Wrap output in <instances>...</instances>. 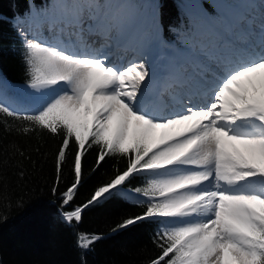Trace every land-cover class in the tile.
<instances>
[{
	"label": "snow or ice",
	"instance_id": "obj_1",
	"mask_svg": "<svg viewBox=\"0 0 264 264\" xmlns=\"http://www.w3.org/2000/svg\"><path fill=\"white\" fill-rule=\"evenodd\" d=\"M57 4L64 18L49 19ZM89 5L54 3L51 12L37 14L44 23L35 32L27 21L18 23L26 83L38 106L0 103V113L28 122L24 133H62L57 182L74 141V181L61 193L62 206L72 204L83 181L86 145L99 146L97 166L108 155L127 157L124 170L62 218L79 223L84 209L143 176L144 187L127 191L144 211L113 231L157 222L160 254L151 264H264V36L251 51L169 74L164 91L175 103L165 104L160 93L146 95L152 80L146 49L159 32L155 6L151 30L135 32V14L123 0ZM189 32L181 39H190ZM129 35L136 55L112 62L116 41L128 49ZM101 238L81 232L77 245L87 250Z\"/></svg>",
	"mask_w": 264,
	"mask_h": 264
},
{
	"label": "trees",
	"instance_id": "obj_2",
	"mask_svg": "<svg viewBox=\"0 0 264 264\" xmlns=\"http://www.w3.org/2000/svg\"><path fill=\"white\" fill-rule=\"evenodd\" d=\"M88 1L80 0V6ZM215 1L239 6L242 0H123L135 14V32L151 30L154 5L159 36L178 47L183 46L178 41L180 36L187 31L192 36L207 26L206 16L214 22L222 20ZM63 2L0 0V87L8 101L26 104L28 99L19 89L27 87V75L18 23L27 21L34 28L36 23H44L38 13L51 12L54 3ZM63 18L57 4L49 19ZM27 126L26 121L0 113V264H151L160 254L157 222L143 220L113 231L125 219L144 211L127 190L144 187L147 178L133 177L120 192L84 209L79 223H68L61 213L90 199L96 187L126 168L127 157L108 155L97 166L99 146L86 145L83 181L72 204L62 206L61 193L74 181L76 145L70 140L57 182L56 158L62 133L38 128L24 133L22 129ZM81 232L102 238L84 250L77 245Z\"/></svg>",
	"mask_w": 264,
	"mask_h": 264
},
{
	"label": "rangeland",
	"instance_id": "obj_3",
	"mask_svg": "<svg viewBox=\"0 0 264 264\" xmlns=\"http://www.w3.org/2000/svg\"><path fill=\"white\" fill-rule=\"evenodd\" d=\"M215 5L219 8V10H221V13H222L224 20H222L220 22H214L212 25H209L208 27L207 26L204 27L199 32L190 36V39H181L183 36H180L178 41L182 42V44L184 46L178 47V46L173 45L169 42H165L159 36V34L153 36L151 43L149 44V46L146 49V55H148V61H149V67L151 69L152 80L155 77L156 73L160 69L159 63L162 61V57H171V58L173 57L174 58L176 55L192 53L194 51L193 46L196 43L200 42L201 37L204 36L205 34L208 35V34L213 33L212 30L214 29V27H219L220 29L222 28L223 31H227V29H231L233 27H236V22H237V23H239L238 24V25H240L239 28L242 31L247 32L248 30H252L254 28L251 27L250 23L253 19H255V16H254V13L249 14L251 8L254 6V7L258 8V10H264V4H262L260 2V0H242L241 3L239 4V6H229L225 3L215 1ZM89 6L90 5H89V1H88V4L83 5L82 7L87 8ZM196 10L198 12H202L201 7H197ZM258 10H254L253 12H255V11L258 12ZM243 19H244V21H243ZM261 19H262V17H260V20ZM31 29L33 32L36 31L35 27L31 28ZM40 31L46 32V29H41ZM138 32H147V30H144L141 28ZM229 34H230L231 38H233L231 33H229ZM44 35H45V37H47V36L51 35V33H44ZM126 39H129L131 41L128 49H125L124 47H119V45L121 43H123L122 40H121V43L119 45H117V41L119 39L116 41L115 45L112 48V52H111L112 62L115 63V62H121L122 60L123 61L131 60L136 55L135 51L137 50V48L139 46L135 43V41L131 40L130 35L128 37H126ZM191 47H192V49H191ZM152 80H150L149 83H151ZM19 89L28 95V99H27L26 104L22 103V102L14 103V102L8 101V98H6L3 95L1 87H0V102L6 104L7 106H10L11 108L16 109V110H23L24 108H26L25 110H31V109L38 106L37 101L35 100L32 91L30 89H28V87L19 88ZM135 199H138V197L135 196Z\"/></svg>",
	"mask_w": 264,
	"mask_h": 264
},
{
	"label": "bare ground",
	"instance_id": "obj_4",
	"mask_svg": "<svg viewBox=\"0 0 264 264\" xmlns=\"http://www.w3.org/2000/svg\"><path fill=\"white\" fill-rule=\"evenodd\" d=\"M254 10H258V8L253 6L249 13H254L255 16V19L250 23L253 28L255 25L262 26L260 24V17L264 18V10H258L259 13L257 11L253 12ZM238 24L239 23L236 22V27L227 29V31H223L222 28H216L213 33L208 35L205 34L201 37L200 42L194 45V51L192 53L176 55L174 58L162 57V61L159 63L160 69L151 83H149L151 87L148 89L146 95L155 96L157 93H160L161 95L166 96L165 104H168L169 102L175 103V99L164 91V82L169 78V74L174 72L179 73L185 69L191 72L196 66L202 65L198 64L201 59H206V62L210 63L213 59L237 55L244 49L251 51L253 47H260L261 38L264 36V34H262L264 28L261 27L246 32L242 31ZM256 30L259 33L256 32ZM229 33H231L233 38H231ZM120 43L121 40H118L117 45ZM197 48L202 50L200 52L202 55L200 54L199 58L197 57L198 53L195 51ZM176 99H178V97Z\"/></svg>",
	"mask_w": 264,
	"mask_h": 264
}]
</instances>
